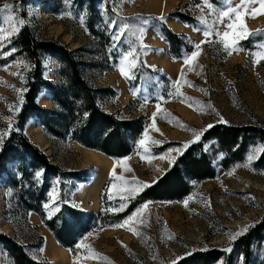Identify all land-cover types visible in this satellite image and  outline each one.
Returning <instances> with one entry per match:
<instances>
[{
    "label": "rangeland",
    "instance_id": "374dc122",
    "mask_svg": "<svg viewBox=\"0 0 264 264\" xmlns=\"http://www.w3.org/2000/svg\"><path fill=\"white\" fill-rule=\"evenodd\" d=\"M5 3L13 7L0 11V147L18 128L15 115L27 90V74L33 73L31 62L17 48V34L25 25L38 40L68 47L83 77L100 90L97 101L103 109L117 118L143 119L131 153L110 159L106 172L70 136H54L36 117L25 124L24 134L59 170L37 169L33 176L32 189L45 184L42 208L47 216L64 201L98 214L108 178V209L116 214L115 199L136 197L145 184L155 182L199 140L206 126L264 128V0H243V5L241 0H207L211 8L204 0H0V9ZM229 7L238 9V15L234 11L221 23ZM181 15L189 24L180 20ZM160 23L181 34L190 52L171 59L167 43L159 37ZM205 31L212 35L205 37ZM224 32L229 33V43H239L226 50L221 42ZM40 60L43 79L62 88L67 77L64 63L47 54ZM128 78L134 82L133 93ZM36 101L41 108L59 110L47 88ZM141 139L143 145L138 143ZM216 144L211 140L203 145L213 159L212 178L188 180L190 190L181 199L144 201L122 222L82 234L75 252L67 249L68 264H171L192 250L228 247L231 237L264 216V168L254 166L264 144H250L243 161L228 169L221 165L224 153ZM95 153L100 159L106 156ZM250 155L255 158L249 162ZM0 233L23 246L29 257L59 264L50 253V231L38 214L18 205L2 179ZM262 245L254 244L249 264H264ZM241 261L238 255L234 264ZM0 264H14L1 244Z\"/></svg>",
    "mask_w": 264,
    "mask_h": 264
},
{
    "label": "trees",
    "instance_id": "16d2710c",
    "mask_svg": "<svg viewBox=\"0 0 264 264\" xmlns=\"http://www.w3.org/2000/svg\"><path fill=\"white\" fill-rule=\"evenodd\" d=\"M180 20L189 24V20L183 15L180 16ZM158 31L159 37L168 45L167 54L171 59H180L185 53L190 52L191 46L183 40L182 35L172 31L167 24L160 23ZM92 32L95 33V30ZM16 38L18 51L25 54L31 62L33 73L27 74V90L23 94V103L15 115L18 128L9 133L0 147V180H4L5 184L12 188L13 197L18 205L26 211H34L38 214L57 243L66 249L69 248L72 254L75 252L78 238L86 232H91L93 228L122 222L144 201L181 199L190 190L188 180L201 182L212 178L215 167L212 156L204 149L205 142L216 141L218 149L224 153L221 165L225 169L243 161L250 144L255 145L258 141L264 144V128L260 126L215 123L201 134L198 141L187 146L161 177L149 184L150 186L144 187L136 197L128 200L115 199L117 206L112 207L123 208L116 214L108 209L110 208L107 192L110 178H108L101 199L102 210L98 214L64 201L54 214L47 216L46 210L42 208L45 184L42 183L43 187L38 190L32 189L36 185L33 176L37 169H41L44 173L59 170L24 134L25 124L36 117L46 131L54 136L58 138L70 136L85 149L101 152L110 159L117 160L133 150V144L140 137L143 129V119L117 118L113 113L103 109L97 101L100 90L94 88L83 77L78 61L67 46L58 44L54 40H38L26 25L19 30ZM112 53L114 56L115 52ZM44 54L55 57L65 65L63 72L64 76H67L66 82L60 86L62 87L60 89L46 82L42 77L40 57ZM113 61L116 62L115 56ZM141 77L142 74L135 76L138 81ZM133 84L134 82L132 83L128 78V89L132 93ZM42 88L50 90L51 98L59 110H48L38 105L36 98ZM11 166L15 169L13 170ZM254 166L264 168V146ZM76 174L71 172V175ZM120 202L125 204L120 207L118 205ZM259 241L263 244L264 263V216L248 225L228 247L208 246L192 250L171 264L191 262L214 264L218 260L222 264H234L238 255L241 256L242 264H249L253 246ZM0 244L4 245L14 264H50L29 257L23 246L2 233H0Z\"/></svg>",
    "mask_w": 264,
    "mask_h": 264
},
{
    "label": "snow or ice",
    "instance_id": "6c2138e0",
    "mask_svg": "<svg viewBox=\"0 0 264 264\" xmlns=\"http://www.w3.org/2000/svg\"><path fill=\"white\" fill-rule=\"evenodd\" d=\"M204 3H206L207 6H208L209 8H211V5H210L209 3H207V0H204ZM241 3H242V5H243V0H241ZM12 7H13L12 4L5 3V4L3 5V8L0 9V11H2V10H4V9H11ZM234 11H235V12L237 13V15H238V9L233 10L231 7H229V9H228L227 11L222 12L220 22L223 23V18H224V17H229V14L232 13V12H234ZM161 19H163V17H161ZM146 22H147V21H145V23H146ZM202 22H203V21H202ZM19 23L22 25L24 22H23V20H21ZM125 27L127 28V25H125ZM228 27L231 28L232 25L229 24ZM194 30H198V29H194ZM204 35H205V37H210V36L212 35V33H211L210 31H205V32H204ZM216 35L219 36L220 33L217 32ZM248 35H251V33H249ZM228 36H229V33H228V32H224V33H223V37H224V39L221 41V42L224 44V47H225L226 50H227L228 48H230L231 46L237 45V44L239 43V40H235V39L232 40L231 43H229V41H228V39H227ZM242 38H247V37L245 36V37H242ZM0 43H2V40H0ZM195 47H196V48H199L200 45H199V44H196ZM229 54H231V53L229 52ZM130 55H131V53H130ZM191 56H192L193 58H195V57L197 56V52L194 51V52L191 54ZM186 62H187V61H186ZM120 70H121V73H122L123 75H126V76H127V73L125 72V69H124L123 67H122ZM154 115H155V114H154ZM221 122H223V121H221ZM211 127H213V125H208V126H206V128L204 129V131H206L207 128H211ZM0 139H2V137H0ZM193 142H194V141H193ZM138 143L141 144V145H143V144H144V140L141 139ZM176 151H179V149H177ZM254 158H255L254 156L250 155V156L248 157L249 162H250L252 159H254ZM245 166H247V165H245ZM37 175H39V173H38ZM144 186L147 187V186H150V185L145 184ZM119 210H123V208H121V209H119ZM129 219H131V217H129ZM245 230H246V228H245ZM239 234H241V233H237L236 235H239ZM231 239H235V236L231 237ZM226 250H230V249H226Z\"/></svg>",
    "mask_w": 264,
    "mask_h": 264
},
{
    "label": "bare ground",
    "instance_id": "6f19581e",
    "mask_svg": "<svg viewBox=\"0 0 264 264\" xmlns=\"http://www.w3.org/2000/svg\"><path fill=\"white\" fill-rule=\"evenodd\" d=\"M87 152V157H89V159H96V161L101 163V169L102 171H107L108 167L110 166V158H108L107 156H103L104 159H100V157H98L97 153L93 152L92 150H85ZM103 181V179L101 180V182ZM97 203V202H96ZM53 239V243L51 244L50 247V253L53 257V259L55 261H57L59 264H68V250L60 245H56L54 244L56 242V240L52 237Z\"/></svg>",
    "mask_w": 264,
    "mask_h": 264
}]
</instances>
